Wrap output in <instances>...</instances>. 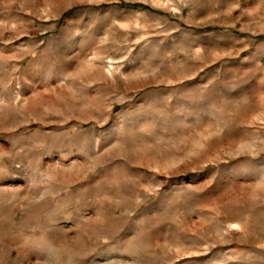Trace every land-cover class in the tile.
Masks as SVG:
<instances>
[{"label":"rangeland","instance_id":"374dc122","mask_svg":"<svg viewBox=\"0 0 264 264\" xmlns=\"http://www.w3.org/2000/svg\"><path fill=\"white\" fill-rule=\"evenodd\" d=\"M0 264H264V0H0Z\"/></svg>","mask_w":264,"mask_h":264}]
</instances>
